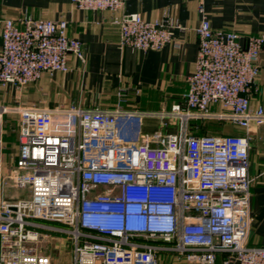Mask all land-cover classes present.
Instances as JSON below:
<instances>
[{
  "label": "built area",
  "instance_id": "2783aa9c",
  "mask_svg": "<svg viewBox=\"0 0 264 264\" xmlns=\"http://www.w3.org/2000/svg\"><path fill=\"white\" fill-rule=\"evenodd\" d=\"M71 3L112 12L121 44L138 50L161 49L179 27L167 11L152 21L123 12L124 0ZM21 23L2 22L1 88L19 89L44 73L67 72L69 54L85 60L82 42L67 35L66 20L27 17ZM195 31L198 50L184 100L160 114L164 125L175 121L173 132L124 139L118 119L140 113L120 105H0V264H53L38 250L37 228L66 236L69 264H159L161 251L191 264H215L221 253L227 254L221 264H264V245L248 244L249 130L264 124V108H252L250 97L264 35H249L243 44L239 33L213 29L205 15ZM8 111L19 116L10 177L14 187L28 192L16 199L2 191ZM59 116L65 122L57 130ZM204 120H228L245 134H200Z\"/></svg>",
  "mask_w": 264,
  "mask_h": 264
},
{
  "label": "crops",
  "instance_id": "0c3cea01",
  "mask_svg": "<svg viewBox=\"0 0 264 264\" xmlns=\"http://www.w3.org/2000/svg\"><path fill=\"white\" fill-rule=\"evenodd\" d=\"M122 11L138 12L150 21L167 11L179 27L171 30V42L161 49L138 50L121 44L118 27L111 22L113 13L109 10H81L71 0H0V32L6 18L14 19L19 27H22L21 20L27 17L64 19L67 35L82 42L85 58L81 61L69 54L67 72L44 73L40 79L19 89L11 85L0 87V105L52 108L72 104L93 109H112L120 105L123 110L140 113L137 117L118 119L124 139L136 140L141 134L156 131L173 132L177 129L175 121L169 119L164 125L160 114L184 100L187 78L196 61L195 28L201 15L208 18L213 29L239 33L243 44L249 35H264V0H124ZM259 67L255 90L250 97L252 108L259 105L264 108V44ZM119 92L123 93L122 98ZM213 108L218 109V106ZM8 113L7 122L14 134L12 143L6 145L13 160L7 165L11 171L18 150L19 116L13 111ZM54 122L58 130V124L64 123L65 118L56 117ZM228 130L226 134H245L243 128L235 125ZM249 135V174L253 180L248 244L256 246L264 245V124H252ZM226 256V253L218 254L215 264H221ZM159 264L191 263L177 259L170 251H161Z\"/></svg>",
  "mask_w": 264,
  "mask_h": 264
},
{
  "label": "rangeland",
  "instance_id": "374dc122",
  "mask_svg": "<svg viewBox=\"0 0 264 264\" xmlns=\"http://www.w3.org/2000/svg\"><path fill=\"white\" fill-rule=\"evenodd\" d=\"M8 112L3 117V129H2V175L4 177V184L2 187L3 197L7 199H16L20 197H26L28 192L24 189H18L14 187L12 183V178L10 177V170L8 164L12 163L13 160L8 154V148H6L7 143L11 144L14 137L13 132L9 127L7 122ZM233 124L228 120H204L202 126L199 129L200 134L216 135V134H226L229 130L228 128ZM19 129V123H18ZM5 146V147H4ZM13 168V164L11 165ZM7 168V171H6ZM39 232V239L36 243L40 253L49 254L53 264H69V250L68 242L66 236L60 232H55L51 230L36 229Z\"/></svg>",
  "mask_w": 264,
  "mask_h": 264
}]
</instances>
